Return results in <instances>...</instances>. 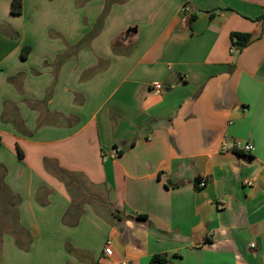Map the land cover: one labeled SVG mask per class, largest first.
<instances>
[{"label": "crops", "instance_id": "0c3cea01", "mask_svg": "<svg viewBox=\"0 0 264 264\" xmlns=\"http://www.w3.org/2000/svg\"><path fill=\"white\" fill-rule=\"evenodd\" d=\"M12 1L0 264H264V0Z\"/></svg>", "mask_w": 264, "mask_h": 264}, {"label": "built area", "instance_id": "2783aa9c", "mask_svg": "<svg viewBox=\"0 0 264 264\" xmlns=\"http://www.w3.org/2000/svg\"><path fill=\"white\" fill-rule=\"evenodd\" d=\"M183 13L184 14H189L190 13V8L188 7V5L186 4L183 8ZM236 46L232 47V52L234 53L236 51ZM163 89V85L161 83H155L154 84V90L157 94L161 93ZM255 148L252 144L249 143H244L242 141H233V142H229L227 140H224L221 144V151L224 153H229V152H245L247 154H252L254 152ZM121 154V148L117 147L112 149L109 153H104L103 154V158L104 159H117L119 157V155ZM244 184L246 186H252L253 185V181L251 180H245ZM207 185L206 180L201 179L198 180V182L196 183V187L198 189H203L205 188ZM252 247H255V245H252ZM105 255L108 258L113 257L114 252L111 246V242L108 241L107 242V246L104 250ZM120 264H130L128 261H122Z\"/></svg>", "mask_w": 264, "mask_h": 264}, {"label": "trees", "instance_id": "16d2710c", "mask_svg": "<svg viewBox=\"0 0 264 264\" xmlns=\"http://www.w3.org/2000/svg\"><path fill=\"white\" fill-rule=\"evenodd\" d=\"M11 12L14 15H20L22 13V0H13L11 4ZM264 16V15H263ZM193 17V16H192ZM250 35L240 34L236 33L233 35V44L236 46L239 50L243 49L245 46H247L250 42ZM31 51V47L25 46L22 51V57L27 58L29 53ZM1 148V143H0ZM153 264H162L163 259L161 257H154L152 259Z\"/></svg>", "mask_w": 264, "mask_h": 264}]
</instances>
